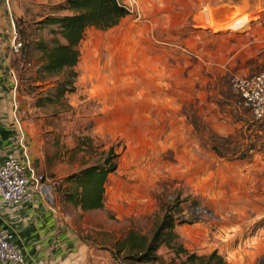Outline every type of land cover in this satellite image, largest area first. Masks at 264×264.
Here are the masks:
<instances>
[{
	"label": "rangeland",
	"instance_id": "rangeland-1",
	"mask_svg": "<svg viewBox=\"0 0 264 264\" xmlns=\"http://www.w3.org/2000/svg\"><path fill=\"white\" fill-rule=\"evenodd\" d=\"M8 1V22L33 41L54 36L38 22L69 14L58 11L67 0ZM120 1L130 15L113 29L88 30L80 44L74 93L39 108L35 94L46 85L18 94L15 152L26 150L58 205L63 179L103 163L110 148L118 155L103 209L69 210L96 264H128L118 243L129 231L150 238L172 210L186 222L174 230L190 254L264 264V135L231 88L235 77L264 71V0ZM31 56L26 69L35 70ZM211 135L260 151L246 161L220 158ZM156 255L147 264L185 260L165 247Z\"/></svg>",
	"mask_w": 264,
	"mask_h": 264
},
{
	"label": "trees",
	"instance_id": "trees-1",
	"mask_svg": "<svg viewBox=\"0 0 264 264\" xmlns=\"http://www.w3.org/2000/svg\"><path fill=\"white\" fill-rule=\"evenodd\" d=\"M58 11H68L69 14L47 16L38 22L39 30L51 29L50 34L54 35L48 43L31 40V34L27 33L20 23L14 25L16 40L21 45L18 51L19 58L14 61L15 55L11 58V68L17 79V94L24 91L31 95L37 89H42V84L47 86L35 94L33 107L36 108L61 102L66 94L75 92V80L78 76L75 69L80 59L79 47L88 30L113 29L130 15L128 8L120 0H67L65 5L58 7ZM34 51L37 52L38 67L35 70L26 69L31 66V55ZM259 123L258 131L264 135V122ZM210 140L212 151L220 158L232 152L231 157H235V160L246 161L256 151H260L254 144L238 150L235 144L231 147L232 142L226 138L211 135ZM117 158L118 155L110 148L104 156L103 163L86 167L63 179L62 186L56 189L57 194L60 193L61 201L83 212L102 210L107 177L116 172ZM173 211L164 215L150 238L136 235L133 231L126 234L118 243V252H127L124 257L125 263L157 262L159 257L156 252L159 248L165 247L176 256L185 257L179 264H230L216 251L207 256H197L190 254L178 244L174 228L186 222L179 221Z\"/></svg>",
	"mask_w": 264,
	"mask_h": 264
},
{
	"label": "crops",
	"instance_id": "crops-1",
	"mask_svg": "<svg viewBox=\"0 0 264 264\" xmlns=\"http://www.w3.org/2000/svg\"><path fill=\"white\" fill-rule=\"evenodd\" d=\"M8 2L0 0V161L18 147L17 79L11 68L16 32L11 26L13 19L8 22L5 16ZM71 209L68 204L58 205L55 198L53 214L36 198L34 206H0V224L21 249L24 264H96L95 248L79 240L70 226Z\"/></svg>",
	"mask_w": 264,
	"mask_h": 264
},
{
	"label": "built area",
	"instance_id": "built-area-1",
	"mask_svg": "<svg viewBox=\"0 0 264 264\" xmlns=\"http://www.w3.org/2000/svg\"><path fill=\"white\" fill-rule=\"evenodd\" d=\"M12 29L14 23L11 21ZM14 37L13 51L21 47ZM237 107L246 110L256 122H264V71L245 77H235L231 81ZM21 148L24 149L23 146ZM36 198L44 201L48 209L55 213V197L42 176L31 168L26 150L21 155L8 154L0 161V206L27 204L34 206ZM21 249L13 236L0 224V264H24Z\"/></svg>",
	"mask_w": 264,
	"mask_h": 264
}]
</instances>
